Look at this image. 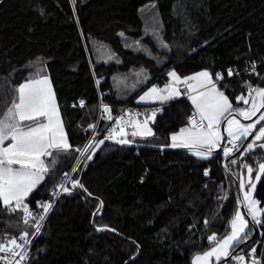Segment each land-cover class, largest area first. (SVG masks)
Wrapping results in <instances>:
<instances>
[{"label": "trees", "instance_id": "trees-1", "mask_svg": "<svg viewBox=\"0 0 264 264\" xmlns=\"http://www.w3.org/2000/svg\"><path fill=\"white\" fill-rule=\"evenodd\" d=\"M151 15L154 25L145 21ZM154 30L168 48L159 45ZM137 41L151 55L137 50ZM263 56L264 0H77L75 13L70 0H0V99L10 104L12 88L24 77L36 70L46 73L73 148L89 139L88 126L97 122L100 101L111 105L115 117L171 70L183 76L208 70L213 79L216 72L223 73L218 87L237 106L234 97L244 93L245 82L264 86V80L245 73L227 77L226 70L242 71ZM258 73L264 77V69ZM191 112L186 99L171 101L151 122L155 135L129 140L170 145V135L188 125ZM107 124L99 120L96 141L104 138L100 132ZM244 142L233 152L237 163H226L238 181L245 164L256 169L264 162V150L244 152ZM78 155L61 154L27 198L35 214L42 211L37 202L47 203L50 190ZM229 157L220 153L201 159L191 152L131 148L106 140L84 171L83 185L91 197L79 187L60 196L32 241L27 263L192 264L194 254L212 245L209 235L219 239L230 231L229 221L243 204L222 165ZM79 160L77 180L86 158ZM254 197L264 209V174ZM99 201L103 207L93 218ZM22 216V211H0V239L31 230ZM92 218L94 227L105 230H96ZM250 228L252 236V224ZM260 232L264 236V223L235 255H247ZM262 248L264 264V244ZM221 264L237 263L230 259Z\"/></svg>", "mask_w": 264, "mask_h": 264}, {"label": "snow or ice", "instance_id": "snow-or-ice-1", "mask_svg": "<svg viewBox=\"0 0 264 264\" xmlns=\"http://www.w3.org/2000/svg\"><path fill=\"white\" fill-rule=\"evenodd\" d=\"M76 2L77 0H70L74 13ZM152 34L161 47L168 48L159 32L154 30ZM120 35L124 34L120 33ZM136 44L137 50L151 55L148 49L140 46L139 41ZM256 69L257 64L252 61L249 67L245 68V72H251L264 80ZM226 72L228 77L240 74L232 68H228ZM167 75L171 79L163 88L152 86L139 99L141 102L158 101L163 104L181 96L180 86H184L183 94L187 95L195 111L188 118V126L182 127L179 132L171 135V144L167 145L168 147L188 149L194 156L208 159L214 150L221 148L224 137L220 128L222 123H226L224 131L227 133L228 144L232 147H223L224 157L232 155L234 149L239 151L238 142L248 140L249 137H252V140L244 147V152H253L256 148L264 150V143H257L264 141V126H260L257 130V126L264 121V112H261V109H264V86H254L245 82L247 94L242 92L235 96L234 100L242 101L247 107H238L234 106L229 95L218 87L224 80V74L221 72L215 73V79H213V73L208 70L183 78L174 70ZM222 87L226 89L228 85L224 84ZM12 92L14 96L10 104H7L6 98L0 99V103L5 104V110L0 111V211L7 213L22 211L23 223L30 224L34 232L24 231L23 236L0 239V264H22V262L26 264L29 258L27 245L32 243L28 237L40 234L43 222L53 207V202H37L42 211L34 214L30 211L26 200L45 181L58 163V157L61 154L76 151L79 157L91 160L95 151L106 140L115 141L117 144H130L131 141L127 138L129 135L132 137L153 136L155 133L149 126V122H154L157 113L162 109H151L145 114L143 121L131 117L128 120H125L123 116L117 117L115 125L107 130L103 139L96 141V136L93 135L82 147L73 148L60 115L50 77L46 73L34 71L13 87ZM84 106L85 102L80 100L79 107ZM104 112L109 114L108 119L111 120L108 106H104ZM258 113L260 114L257 115ZM237 116L243 117L245 121L252 120L253 117L256 119L251 123H242ZM127 127H131L133 131L128 133ZM88 128L95 131L96 125L90 124ZM231 163L236 164L237 161L233 159ZM244 167L247 169L249 187L248 191L243 193V206L251 221L260 225L264 223L260 219L264 209L259 208L260 201L253 198L256 188V184L252 182L253 166L245 164ZM76 170V168L72 169L73 172ZM260 174H264V162L258 164V174L255 177L257 181L261 178ZM205 175H208L207 171ZM68 183L71 184V188L65 186ZM77 187L87 195H92L81 181L72 179L71 175L65 172L61 182L56 185L60 191H54L53 196H59L61 193L71 195L72 190ZM245 187V180L241 178L239 188L244 190ZM99 205L97 213L102 209L103 201H99ZM205 223L207 224V221ZM229 224L230 232L222 238L218 239L215 233L207 237L212 244L210 250L196 254L193 264H216L229 257L238 264H244L245 255H233V253L237 246L246 243L250 238L252 230L249 227V221L237 207ZM241 251L243 252V249ZM256 252V247H251L248 252L247 255L251 257L250 264H262L261 259L256 258Z\"/></svg>", "mask_w": 264, "mask_h": 264}, {"label": "built area", "instance_id": "built-area-1", "mask_svg": "<svg viewBox=\"0 0 264 264\" xmlns=\"http://www.w3.org/2000/svg\"><path fill=\"white\" fill-rule=\"evenodd\" d=\"M256 64H257V69H256L257 72H259L260 69H264V56H263L261 59H259L258 61H256ZM249 65H250V63H249L246 67H249ZM246 67H244V69H243L242 71H238L237 69H234V70H236V71H238V72L240 73L238 76H240L241 74H244V73H245V74H252L251 72H245V68H246ZM233 76H234V75H233ZM236 76H237V75H236ZM227 77H228V76H227ZM249 83H251V82H249ZM251 84H252V83H251ZM244 89H245L244 94H247V92H246V88H245V87H244ZM165 105H166V104H158V103H151V104H145V105H138V104H130V105H126V106H123V107L129 109V110L131 111V113H130V114H124V115H122V116L124 117L125 120H128V119L131 117V118H134V119H138V120H140V121H143V119L145 118V114L149 113L151 109H154V108H161L162 110H161L160 112L157 113L156 117H157L158 115H160V114L163 112V108H164ZM104 106H108L109 109L111 108V105H110V104H107V103L102 102V101L99 102L98 117H97V122H96V124H95L96 127H97L98 122H99V120H100L101 118H103V119H105V120H109V119H108V115H109V114L104 112ZM110 113H111V116H112V119L110 120L111 123H110L108 126H106L104 129L101 130L100 135H101L102 137H104V136L107 134V130H108L109 128H111V127H113V126L115 125V119H116L117 117H120V116H121V115L119 114V115H117V116L114 117V115H113L112 112H111V109H110ZM137 113H139L140 115H136ZM193 113H194V111L192 110V112L189 114L188 118H189L190 116H192ZM156 117H155V118H156ZM187 120H188V119H187ZM127 128H131V127H127ZM127 128H126V130H127ZM95 130H96V129H95ZM94 134H95V131H92V133H91L90 136H92V135H94ZM89 138H90V137H89ZM87 141H88V140H87ZM86 143H87V142H86ZM239 144H240V142H238V147H239ZM223 147H232V145H231V144H228V141H225V142L223 143V145L221 146V154H222V155H223V151H222ZM235 150H236V149H234L233 152H234ZM73 168H75V165H73V166L71 167V169L68 171V173L71 175V178H72V179L77 180V179L74 178V176H73V171H72ZM62 178H63V177H62ZM62 178H61V180H62ZM61 180H60V182H61ZM60 182H59V183H60ZM65 186L71 188V184H70V183L66 184ZM54 191L59 192L60 190H59L58 188H56V187H55V188H52V189L50 190V192H49V197H48V199H47V203H48V202H53V206L55 205V203L57 202V200L60 198V196H61L62 194H64V193H61L59 196H53V192H54ZM30 211H32V212L35 214V210L30 209ZM48 214H49V213H48ZM47 216H48V215H47ZM32 223H35V221H32ZM27 226L31 227L30 224L27 225ZM33 232H34V228L31 227V230L29 231V233H33ZM262 234H263V233L260 232V234H259V236L257 237L255 243L252 244V245L249 247V249L247 250V253H246V254H248V252L250 251L251 247H256V249H257V252H256V258H257V259H261V261H262V255H263V248H262V246H263V244H264V243H263V238H264V236H262ZM28 239L31 240V241H33L34 237L31 236V235H29ZM21 242H23V241H21ZM31 244H32V243H31ZM31 244H30V245H27L28 252H29V248H30ZM260 245H261V247H259ZM245 256H246V260L244 261V264H250L251 257H249L248 255H245ZM17 259H18V257H17ZM236 263L238 264L237 261H236ZM22 264H24V262H22ZM26 264H28V263L26 262Z\"/></svg>", "mask_w": 264, "mask_h": 264}, {"label": "rangeland", "instance_id": "rangeland-1", "mask_svg": "<svg viewBox=\"0 0 264 264\" xmlns=\"http://www.w3.org/2000/svg\"><path fill=\"white\" fill-rule=\"evenodd\" d=\"M145 17V16H144ZM145 19V18H144ZM145 21L146 22H149V23H151L152 25H154L155 23H156V17L154 16V15H151V16H148L146 19H145ZM171 71H173V70H171ZM175 71V70H174ZM170 72V71H169ZM169 72H167L166 73V75H165V77H164V80H163V82L161 83V84H157L156 85V87H158V88H163L164 86H165V84H167L169 81H170V77H168V73ZM177 73V72H176ZM178 74V73H177ZM178 75H180V74H178ZM181 77H184V76H187V75H180ZM237 106L238 107H247V105H244L243 104V102L241 101V102H237ZM124 108V107H123ZM111 109V108H110ZM124 112H122V113H120V115L122 116V115H124V114H130L131 113V111L129 110V109H127V108H124ZM261 112H264V109L261 111ZM260 113H258L257 115H259ZM237 118L238 119H240L241 120V122L242 123H251L253 120H255L256 119V117H253L252 118V120H249V121H245L244 119H243V117H239V116H237ZM105 120V119H104ZM107 122H108V124L106 125V126H108L111 122H110V120H106ZM222 124H224V126H223V131H222V129L220 128V130H221V134H222V136H223V134L225 135V139H226V141H228V139H227V133L224 131V129H225V127H226V123H222ZM222 124H221V126H222ZM105 126V127H106ZM188 126V125H187ZM187 126H185V127H187ZM260 126H264V122L262 123V124H260V125H258L257 126V130H258V128L260 127ZM104 127V128H105ZM103 128V129H104ZM131 128H127V130H130ZM126 130V131H127ZM93 131V130H92ZM92 133V132H91ZM95 136H96V130H95V134H94ZM93 136V135H92ZM92 136H90V137H92ZM132 138H134V137H132L131 135H130V139H132ZM128 139H129V137H128ZM252 140V137H251V139L248 141V143L250 142ZM257 143H264V141H259V142H257ZM170 144H171V140H170ZM243 145V144H242ZM247 145V144H246ZM245 145V146H246ZM242 148V147H241ZM78 157H79V155H78ZM77 157V158H78ZM80 158V157H79ZM79 164H80V160L79 159H76V161L73 163V165H75V168L77 169L75 172H73V176H74V178H76V174H77V171H79ZM72 165V166H73ZM71 166V167H72ZM71 169V168H70ZM69 169V170H70ZM258 174V167L256 168V169H253V173H252V182L253 183H255L256 184V186H257V184H258V182H259V180L257 181L256 179H255V177H256V175ZM261 176H262V174H260ZM241 178H243L244 180H245V184H246V187H245V189L244 190H241L240 189V193H241V199H242V203H243V193H244V191H248V173H247V169L245 168L244 169V171H241L240 172V177H239V181H238V183H240V179ZM61 180V179H60ZM55 188V187H54ZM253 198L254 199H256L255 197H254V192H253ZM242 206H243V204H242ZM258 207H259V205H258ZM260 208V207H259ZM239 209H240V211L242 212V214L245 216V218L249 221V227L251 226V224L253 225V226H255L256 228L259 226V225H257V224H254L252 221H251V218L247 215V210H246V208H244V206H243V209H244V211H245V213L243 212V210H242V208L241 207H239ZM262 215V214H261ZM260 219H261V216H260ZM230 232V231H229ZM212 246V245H211ZM210 246V247H211ZM210 247L207 249V250H210ZM206 251V250H205ZM201 253H203V252H201ZM196 254H198V253H196ZM196 254H194L193 255V257H192V260H191V263L193 264V259H194V257H195V255ZM238 255H244V254H238ZM214 259V258H213ZM245 260H246V256H245ZM216 263H218V262H216Z\"/></svg>", "mask_w": 264, "mask_h": 264}, {"label": "water", "instance_id": "water-1", "mask_svg": "<svg viewBox=\"0 0 264 264\" xmlns=\"http://www.w3.org/2000/svg\"><path fill=\"white\" fill-rule=\"evenodd\" d=\"M262 110H263V109H261V111H262ZM263 122H264V121H262L261 124H262ZM223 126H224V124H222V126H221L222 131H223ZM223 137H224V139L221 141V146H222L223 143L226 141V139H225V135H224V134H223ZM250 139H251V137H249L248 140H245L243 146H245V145L248 143V141H249ZM122 145L127 146V147H131V148L150 149V150H155V151H185V152H190L188 149H184V148H171V147H168V146L144 145V144H137V143L122 144ZM96 151H97V150H96ZM96 151H95V152H96ZM220 153H221V148H220V149H216V150H214L212 155H214V154H220ZM236 154H237V153L232 154L228 159H226V160L223 162L222 165H223V168L225 169V173L233 178V180H234V184H235V187H236V190H237L238 198L240 199V198H241V193H240V188H239L238 180H237L236 178H234V176L231 174V172L226 168V163H227V161L230 160V159H233V158L236 156ZM89 162H90V160H87V159H86V161H85V163H84V165H83V167H82V170H81V172H80V176H79L78 180L81 181V183H83L84 171H85V169H86V167H87V165H88ZM81 191H82V190H81ZM82 192H83V191H82ZM83 193H84V192H83ZM84 194H85L86 196H88V197H91V196L87 195V193H84ZM99 207H100V205H99ZM99 207H98V208H99ZM240 207L242 208L243 212L245 213V211H244V209H243V206L241 205ZM98 208H97V209H98ZM96 213H97V210H96L95 213L93 214V218H94V216H95ZM93 218H92V225H93V227H94V224H93ZM94 228H95L96 230L99 229V228H97V227H94ZM256 230H257V228H256L255 226H253V234H252L250 240H252V239L255 237ZM244 244H245V243H244ZM244 244L240 245L239 248L236 249V250L234 251L233 255H235V254L238 252V250L241 249V248L243 247ZM139 253H140V250H139L138 254H137L136 256H134V258H137V257L139 256ZM230 259H231V257L226 258V259H223L221 262H218V263H216V264H221L223 261L228 262ZM128 262H129V261H127L126 264H127Z\"/></svg>", "mask_w": 264, "mask_h": 264}, {"label": "crops", "instance_id": "crops-1", "mask_svg": "<svg viewBox=\"0 0 264 264\" xmlns=\"http://www.w3.org/2000/svg\"><path fill=\"white\" fill-rule=\"evenodd\" d=\"M198 72H200V71H198ZM195 73H197V72H195ZM195 73H192V74H189V75H187V76H190V75H193V74H195ZM169 77V76H168ZM184 77H186V76H184ZM183 78V77H182ZM157 84H153V85H151L150 87H152V86H156ZM149 87V88H150ZM149 88H147L145 91H143L136 99H135V103L134 104H138V105H145V104H151V103H149V102H141L140 101V99H139V97L141 96V95H143L144 94V92H146ZM180 91H181V93H182V95L181 96H179L178 98H176V99H174V100H177V99H180V98H184V99H186L189 103H190V105L192 106V110L193 111H195V109H194V107H193V105L191 104V102H190V100H188V98H187V95H185V94H183V93H185V88H184V86L183 85H181L180 86ZM174 100H171V101H174ZM171 101H168V102H166V103H163V104H169ZM155 103H158V104H161L160 102H155ZM149 126L151 127V121L149 122ZM133 131V129L131 128L130 130H127V132L128 133H131ZM177 132H179V131H177ZM177 132H175V133H177ZM172 134H174V133H172ZM171 134V135H172ZM171 135H170V137H171ZM128 137H130V135L128 136ZM127 137V138H128ZM134 138H141V139H143V138H147V137H140V136H136V137H134ZM134 138H132V139H134ZM171 140V139H170ZM7 143V142H6Z\"/></svg>", "mask_w": 264, "mask_h": 264}]
</instances>
